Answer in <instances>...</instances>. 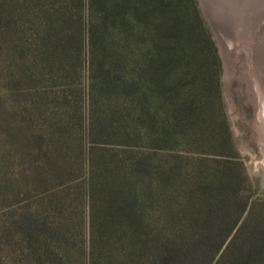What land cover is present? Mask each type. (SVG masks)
I'll list each match as a JSON object with an SVG mask.
<instances>
[{
    "label": "trees",
    "instance_id": "1",
    "mask_svg": "<svg viewBox=\"0 0 264 264\" xmlns=\"http://www.w3.org/2000/svg\"><path fill=\"white\" fill-rule=\"evenodd\" d=\"M221 74L197 0H0V264H264Z\"/></svg>",
    "mask_w": 264,
    "mask_h": 264
},
{
    "label": "rangeland",
    "instance_id": "2",
    "mask_svg": "<svg viewBox=\"0 0 264 264\" xmlns=\"http://www.w3.org/2000/svg\"><path fill=\"white\" fill-rule=\"evenodd\" d=\"M197 3L202 17L207 23L204 16H212V4L206 0H197ZM207 26L209 27L208 23ZM209 30L221 60L222 97L235 151L244 163L253 185L259 189L261 194H264V75L261 78L255 77V81L249 84L241 72V62L238 59H233L226 43L215 28L216 33L210 27ZM258 37L257 42L264 47V27ZM0 112L2 113L0 140L2 146H6L13 140H9L6 129L8 115L3 101L0 102ZM7 152L6 147L0 151V181L2 176L9 171V167L16 169V164L12 163L11 157L7 162V155H9ZM21 180L22 182L19 179L18 187L22 190L25 182L23 179Z\"/></svg>",
    "mask_w": 264,
    "mask_h": 264
},
{
    "label": "bare ground",
    "instance_id": "3",
    "mask_svg": "<svg viewBox=\"0 0 264 264\" xmlns=\"http://www.w3.org/2000/svg\"><path fill=\"white\" fill-rule=\"evenodd\" d=\"M207 1L212 4L210 19L214 28L233 59L241 62L243 76L249 84L255 77L261 78L264 75V47L257 40L264 27V0Z\"/></svg>",
    "mask_w": 264,
    "mask_h": 264
},
{
    "label": "water",
    "instance_id": "4",
    "mask_svg": "<svg viewBox=\"0 0 264 264\" xmlns=\"http://www.w3.org/2000/svg\"><path fill=\"white\" fill-rule=\"evenodd\" d=\"M204 2H205V1H204ZM204 15H205V14H204ZM204 17H205V19H206V21H207L209 27L211 28V30L215 32V30H214V25H213V23H212L210 17H207L206 15H205ZM215 33H216V32H215Z\"/></svg>",
    "mask_w": 264,
    "mask_h": 264
}]
</instances>
